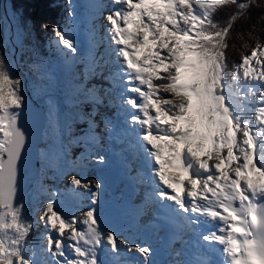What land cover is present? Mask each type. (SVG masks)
<instances>
[{"label": "snow or ice", "instance_id": "snow-or-ice-1", "mask_svg": "<svg viewBox=\"0 0 264 264\" xmlns=\"http://www.w3.org/2000/svg\"><path fill=\"white\" fill-rule=\"evenodd\" d=\"M91 7L99 15L105 6ZM257 7V0H109L104 35L88 52L85 81L99 73L109 91L120 89L119 107L128 113L123 130L141 159L149 199L169 202L161 207L207 228L200 239L216 258L201 264H264V43L254 36L255 25L248 33L255 46L232 65L230 78L227 73L233 26ZM229 8L221 26L214 16ZM66 14L75 16L71 0ZM48 30L66 55L77 53L60 27ZM82 93L96 104L109 94L86 84ZM24 105L22 80L0 55V264H104L102 251L112 264H153L150 247L119 242L111 231L105 238L95 207L80 219L49 201L38 221L26 217L18 200L28 144L20 124ZM94 114H85V138L98 143ZM49 124L58 132L54 106ZM106 128L114 130L110 121ZM71 184L89 191L92 205L99 203L100 182L73 176ZM40 224L42 239L33 244Z\"/></svg>", "mask_w": 264, "mask_h": 264}, {"label": "rangeland", "instance_id": "rangeland-1", "mask_svg": "<svg viewBox=\"0 0 264 264\" xmlns=\"http://www.w3.org/2000/svg\"><path fill=\"white\" fill-rule=\"evenodd\" d=\"M5 18L4 21V31L0 33V40H3V44L1 48L5 51L3 56L5 59L9 61V63L12 65L13 74L15 76V61L14 58H18V54L16 53L18 50H20L21 45V32L17 30L16 24L14 23L13 17L10 16V12L8 8H6L5 11ZM83 19V15L81 14L79 16V19H75L76 22V33L79 29V27H83L85 30L88 29V23L85 25H81V20ZM76 39V35L74 36ZM51 60V59H48ZM62 60V61H60ZM55 66L58 64H61L65 62V59H61L60 55L58 57L52 59ZM48 64V73L50 78L57 77V73H55V66H51V63H48L47 60H44L43 62H37L35 66L39 70L41 67L44 66V64ZM50 66L52 68H50ZM59 67H56V72L59 71ZM54 71V72H51ZM65 72H63L64 74ZM22 80L23 83V95L25 97V105L24 108L28 105V97L26 95L25 88V79L23 78V75H20L19 77ZM30 89L33 96L37 98H43V100L36 99L32 97L33 101L37 102H45L48 104V115H49V109L50 107L54 106L57 119H58V132L53 131V129L50 127L49 121L47 125V129L45 130L44 135V141L41 145V157H40V163L43 167V179L35 185V187L32 190V193L28 196H25V198L22 200V203L24 205V213L26 217L29 220L32 221H38L39 219V210L49 201H53V199H50L49 194L47 193L49 190H51L50 186H53L55 189V194L57 196H60V199L53 201L55 203V206L62 211L66 216L71 217L73 215H76L77 212H84L90 208V205L87 204L84 200L76 201V203L72 204L69 203L70 194L67 192L60 191V188L62 186H65V182L70 180L73 176L81 177L85 182H94V170L92 169V163L88 161H84L82 164H76L73 165L71 162H69V154L73 149L80 146L82 144H87L86 141H84L81 138L74 137L73 136V128L74 124L71 121L72 116L68 114L64 108H61L58 105V101L56 97H53L52 92L59 91V86H51L50 83L46 84H38L34 81H30ZM44 99L45 96H47ZM120 99V97H118ZM61 102V101H60ZM69 105L71 102H68ZM23 108V109H24ZM74 119V118H73ZM69 129L71 130V135H69ZM77 142H81V144H77ZM84 153V152H83ZM87 154V153H86ZM103 155L100 154V157ZM85 157V156H84ZM83 157V158H84ZM82 158V159H83ZM88 158V157H87ZM97 162H95L94 167H98ZM97 170H96V173ZM69 184V182H68ZM71 184V181H70ZM90 187L94 189V183H90ZM71 191L77 194H80L84 197L85 200L90 201V198L86 196V194H89V191H86L82 188H71ZM63 196V197H62ZM57 204V205H56ZM77 216H81L80 214H77ZM84 219V217L80 218ZM101 222V220H100ZM40 227V228H39ZM78 227H81V225H78ZM43 227L41 225L38 226V229H35L30 237V242L33 244H37L41 241V233L43 232ZM106 234V233H105ZM106 236V235H105ZM106 238V237H105ZM46 243V242H45ZM65 243H68V241H65ZM129 244V243H128ZM37 251V259H39V250Z\"/></svg>", "mask_w": 264, "mask_h": 264}, {"label": "trees", "instance_id": "trees-1", "mask_svg": "<svg viewBox=\"0 0 264 264\" xmlns=\"http://www.w3.org/2000/svg\"><path fill=\"white\" fill-rule=\"evenodd\" d=\"M12 1L14 2L15 14L20 18V26L25 33L27 32L30 35L29 45L38 52L42 46L52 49L55 38L54 34L48 29L51 26H58L61 29L63 27V17L50 7L54 0ZM257 2L261 7L251 10L250 19H240L233 26L228 41L229 67L227 71L229 72L233 70L232 65L240 62L241 54H250L251 48L255 46L256 39L250 38L248 34L249 30L253 29V25H255L254 36L259 37L260 41L264 39V22L260 20L261 15H264V0H257ZM233 10L229 8L219 11L214 16V20L223 26ZM42 54L44 56L46 53L42 52ZM56 57H58V54L54 51L53 59ZM77 114H80V112L77 111Z\"/></svg>", "mask_w": 264, "mask_h": 264}, {"label": "bare ground", "instance_id": "bare-ground-1", "mask_svg": "<svg viewBox=\"0 0 264 264\" xmlns=\"http://www.w3.org/2000/svg\"><path fill=\"white\" fill-rule=\"evenodd\" d=\"M108 152L109 150L106 152V154H108ZM106 154L103 157V162L97 163L98 167L96 170L98 174L96 175L107 172V169V173H110L115 178V183L112 185L109 183L102 185V188L99 192V203L97 205H92L90 202L92 207H95L96 209H102L106 211V213L112 212L114 215L113 217H109L107 214L103 216L102 219H100L102 231L104 234H107L108 231L113 232L116 235L117 240L119 236H122L131 245L148 246L149 241L144 239V237L139 232V226L137 225L138 217L136 213L130 212V208H132L133 205L129 202L122 201L121 199L117 200L119 196L122 198L124 195L127 198H130V191L127 188L123 189V181L122 179L118 178V176H120L119 168L122 166V160L119 158V156L113 153H110V155L106 158ZM120 181H122V183L119 185ZM116 186H118L120 195L114 190ZM83 227L84 226L82 225V228ZM108 256L109 255L104 254L103 251L101 252L100 259L104 261V264L112 262L111 257L108 258ZM125 258H127V256H125Z\"/></svg>", "mask_w": 264, "mask_h": 264}, {"label": "water", "instance_id": "water-1", "mask_svg": "<svg viewBox=\"0 0 264 264\" xmlns=\"http://www.w3.org/2000/svg\"><path fill=\"white\" fill-rule=\"evenodd\" d=\"M46 118L44 108L32 104L20 116V124L27 132L28 144L20 165V187L18 200L20 201L32 188L39 175V145L45 127Z\"/></svg>", "mask_w": 264, "mask_h": 264}]
</instances>
